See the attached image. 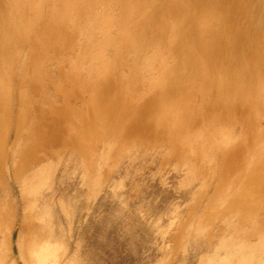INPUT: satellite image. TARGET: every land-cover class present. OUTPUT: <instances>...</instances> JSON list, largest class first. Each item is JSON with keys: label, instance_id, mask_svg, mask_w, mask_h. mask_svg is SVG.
<instances>
[{"label": "rangeland", "instance_id": "1", "mask_svg": "<svg viewBox=\"0 0 264 264\" xmlns=\"http://www.w3.org/2000/svg\"><path fill=\"white\" fill-rule=\"evenodd\" d=\"M208 1L0 0V264H264V12Z\"/></svg>", "mask_w": 264, "mask_h": 264}, {"label": "bare ground", "instance_id": "2", "mask_svg": "<svg viewBox=\"0 0 264 264\" xmlns=\"http://www.w3.org/2000/svg\"><path fill=\"white\" fill-rule=\"evenodd\" d=\"M145 1L147 2V0H143V2H142V4L141 5H145L146 3H145ZM149 1V0H148ZM192 1V0H191ZM209 1H211L212 2V0H209ZM208 1V2H209ZM216 2H219V8H217L215 5H214V8H215V12H218V14H221L220 16H225V15H227V16H229V17H232L231 19L233 20V27H234V29H236L238 32H239V34H240V36L242 37V44L244 43L245 44V47L247 48V49H251V48H254V49H256L257 47V45L259 44V42L261 41V36L259 35V33H260V25L258 26V24H257V21H255V22H253L252 23V20L250 19V18H252L253 17V15H255V14H257V15H261V14H263L262 12H264V0H217ZM141 3V2H140ZM1 4V3H0ZM118 4V3H117ZM136 4V3H135ZM207 4V3H206ZM211 4V3H210ZM209 4V5H210ZM63 5V4H62ZM243 5V6H242ZM146 6V5H145ZM212 5H210V7H211ZM242 6V7H241ZM34 7V6H33ZM35 8V7H34ZM198 8H200L199 6H198ZM87 9V8H86ZM201 9V8H200ZM217 9V10H216ZM1 10V9H0ZM3 10V9H2ZM211 10L212 11H214L213 9H212V7H211ZM82 11H84V9L82 10ZM89 11H90V9H89ZM196 13V12H195ZM210 13H211V11H210ZM205 14H207L206 12H205ZM212 14V13H211ZM87 15V14H86ZM85 15V16H86ZM216 15V14H215ZM83 16V15H82ZM226 16V17H227ZM262 16V15H261ZM206 17V16H205ZM209 17V16H208ZM260 17V16H259ZM95 18V17H94ZM105 18V17H104ZM237 18H239V20L237 19ZM253 18H255V17H253ZM256 18H258V17H256ZM50 19H52L51 17H50ZM217 20H218V18H216ZM206 20V19H205ZM217 20H216V22H217ZM251 20V21H250ZM210 21V20H209ZM211 21H214V19L213 20H211ZM260 20H258V23H260L259 22ZM206 22V21H205ZM207 23V22H206ZM205 23V24H206ZM102 26V25H101ZM211 26H212V22H211ZM248 26V27H247ZM202 28V27H201ZM154 29V28H153ZM203 29H205V28H203ZM207 29H208V26H207ZM216 29V28H215ZM125 30V29H124ZM129 30V29H128ZM149 30V29H148ZM264 30V29H263ZM46 31V30H45ZM204 31V30H203ZM203 31L201 32V33H203ZM206 31V30H205ZM207 31H209V30H207ZM206 31V32H207ZM97 32V31H96ZM145 32V31H144ZM152 31H150V33H151ZM182 32V31H181ZM211 33V32H210ZM228 33H230V32H228ZM208 34V33H207ZM235 34V33H234ZM206 35V34H205ZM213 35H214V33H213ZM212 35V36H213ZM204 36V35H203ZM207 36H209V35H207ZM225 36V35H224ZM53 37V36H52ZM200 37H201V35H200ZM214 37V36H213ZM212 37V38H213ZM203 38V37H202ZM208 38V37H207ZM186 39V38H185ZM210 39L211 38H209V40L208 41H210ZM144 40V39H143ZM196 42V41H195ZM206 42V41H205ZM175 43V42H174ZM148 44V43H147ZM176 44V43H175ZM208 44H210V42L208 43ZM179 45V44H178ZM177 45V46H178ZM94 46V45H93ZM135 46H137V45H135ZM172 46H173V43H172ZM176 46V47H177ZM209 46V45H208ZM237 46V45H236ZM260 46L263 48L264 47V44H260ZM260 46H258L259 48H260ZM171 47V46H170ZM234 47V46H233ZM244 47V48H245ZM135 49V48H134ZM182 49V48H181ZM215 49V48H214ZM216 50V49H215ZM117 51V50H116ZM197 53H198V55L196 56L195 54V57H193V63L191 62V65H190V67H188L187 66V69H188V72H189V70H190V72L189 73H196L197 71H199L200 70V63H199V56L200 57H202L203 58V54H204V47L202 46V43L200 44V45H198L197 46ZM212 50H210V52H211ZM229 51V50H228ZM216 52V51H215ZM251 52V51H250ZM182 53V52H181ZM224 53V51L222 52V54ZM240 49H238V48H235V49H233L232 50V53L231 54H229V56L230 55H233V57L231 58V62H230V57L229 56H227V58H226V63H227V61H228V64L227 65H225L224 64V67L221 69L223 72V78L226 76V78H227V80L229 81L232 77H233V73H232V71H233V62H234V58H237L238 59V57L240 56ZM254 53H257V52H254ZM128 54V53H127ZM244 54H247L248 55V53H243V55ZM252 54V53H251ZM251 54H249V55H251ZM135 55V54H134ZM181 55V54H180ZM214 55H215V53H214ZM213 55V57H212V59H214V57H216V56H214ZM217 55H218V53H217ZM223 56V55H222ZM183 57H184V55H183ZM190 59L192 58V56L191 57H189ZM207 60V59H206ZM121 61V60H120ZM192 61V60H191ZM177 62V61H176ZM176 62H175V64H176ZM201 62V61H200ZM214 62V61H213ZM236 62V61H235ZM174 63V62H173ZM189 65V64H188ZM211 65V64H210ZM213 65V64H212ZM208 66V65H207ZM82 67V66H81ZM199 68V69H198ZM113 69V68H112ZM197 69V70H196ZM207 70H208V67L206 68ZM180 70H178V69H176V67H174L173 66V68L171 67V68H167L164 72H163V74L161 75L162 77V79H161V81H160V87H165L164 89H171L173 86H174V84L176 83V80H177V78H178V76H179V74H180ZM184 72V71H183ZM187 72V73H188ZM191 73V74H192ZM191 74H190V76H191ZM209 74V73H208ZM216 74V73H215ZM230 74H231V78L229 79L228 77L230 76ZM253 74H254V72H253ZM211 75H212V72H211ZM213 76V75H212ZM234 76H236V75H234ZM249 76V75H248ZM209 76H207V78H208ZM253 77V76H252ZM210 78V77H209ZM218 78V77H217ZM236 78V77H235ZM234 78H232V80H233ZM237 79V78H236ZM98 80V79H97ZM251 80V79H250ZM178 81V80H177ZM227 81V82H228ZM241 81L242 80H240V79H237V80H233L232 82H234L233 83V87L234 86H237L238 87V89H240V91L239 92H244V87H245V85L243 86V85H239V84H241ZM224 82V81H223ZM231 82V83H232ZM249 82V81H248ZM178 83V82H177ZM206 83V82H205ZM230 83V84H231ZM159 84V83H158ZM210 84V83H209ZM230 84H228L229 85V87H231V85ZM226 87H227V85H226ZM241 87V88H240ZM187 88V87H186ZM250 88V87H249ZM162 89V88H161ZM238 89H237V91H238ZM247 88H245V90H246ZM250 90V89H249ZM236 91V90H235ZM165 92V91H164ZM246 92V91H245ZM160 93V92H159ZM237 93V92H236ZM239 94H241V93H239ZM238 94V95H239ZM153 95V94H152ZM160 96V98H158L159 100H161V97L162 98H165V97H163V96H161V95H159ZM236 96V95H235ZM241 96V95H240ZM243 96H244V94H243ZM173 97V96H172ZM171 98V97H170ZM156 100V99H155ZM158 100V101H159ZM163 100V99H162ZM169 101V100H168ZM175 102V101H174ZM159 103L160 104H158V108L159 109H161V110H163V108H164V110L163 111H165L167 108H165V106H164V104L166 103V102H164V103H162V101H159ZM155 105V104H154ZM167 105H168V103H167ZM149 106V105H148ZM257 108V107H256ZM155 109V108H154ZM158 110V109H157ZM171 110V109H170ZM162 111V112H163ZM261 111V110H260ZM155 112V111H154ZM258 112V111H257ZM104 113V112H103ZM156 113V112H155ZM154 113V114H155ZM175 113V112H174ZM102 114V113H101ZM160 114V113H159ZM169 114V113H168ZM173 114V113H172ZM165 115V114H164ZM80 116V115H79ZM84 117V116H83ZM40 118V117H39ZM95 118V117H94ZM77 121V120H76ZM137 122V121H136ZM172 125V124H171ZM210 126V125H209ZM106 127V126H105ZM187 128V127H186ZM168 129V128H167ZM196 129V128H195ZM20 131V130H19ZM229 131V130H228ZM222 133V132H221ZM184 134H186V133H184ZM226 135V134H225ZM229 135V134H228ZM192 136V135H191ZM190 136V137H191ZM222 137V136H221ZM227 137V136H226ZM231 137V136H230ZM243 137V136H242ZM205 138V137H204ZM228 138V137H227ZM226 138V139H227ZM240 138V137H239ZM180 139V138H179ZM185 140V139H184ZM221 141V140H220ZM211 142V141H210ZM246 143V142H245ZM176 145V144H175ZM243 148V147H242ZM233 152V151H232ZM198 153V152H197ZM30 154V153H29ZM235 168V167H234ZM246 170H247V168H246ZM50 171V170H49ZM255 174V173H254ZM42 181V180H41ZM235 186V185H234ZM43 188V187H42ZM234 191V190H233ZM32 193V192H31ZM37 193V192H36ZM35 193V194H36ZM39 195V194H38ZM241 195V194H240ZM33 203V202H32ZM34 205V204H33ZM32 218V217H31ZM47 227V226H46ZM53 228V227H52ZM1 229V228H0ZM29 232V231H28ZM43 232V231H42ZM50 233V232H49ZM243 233V232H242ZM42 234V233H41ZM40 233L38 234V235H41ZM44 235V234H43ZM40 237V236H39ZM42 237V236H41ZM30 239H31V237H30ZM42 239V238H41ZM37 240H38V238H37ZM37 240L35 241L36 243H37V245H35V250H34V246L32 247L33 249L31 250V251H33L34 252V255H35V258L37 259L36 261H37V264H38V262L40 263V264H48L47 263V261L48 260H50V257L49 256H51L50 255V251H49V248H48V245L42 240V243H38L37 242ZM39 241V240H38ZM178 241V240H177ZM34 242V243H35ZM49 244V243H48ZM55 244V243H54ZM50 246V245H49ZM52 246V245H51ZM56 246V245H55ZM53 249H55V248H53ZM54 252V251H53ZM29 253H30V251H29ZM54 254V253H53ZM28 255V254H27ZM33 255V254H32ZM33 255V256H34ZM31 256V255H30ZM53 256H55V254L54 255H52V257ZM55 258V257H54ZM32 259H33V257H32ZM33 261V260H32ZM31 261V262H32ZM34 262H35V260H34ZM51 263H53L54 264V262H51ZM50 263V264H51Z\"/></svg>", "mask_w": 264, "mask_h": 264}]
</instances>
